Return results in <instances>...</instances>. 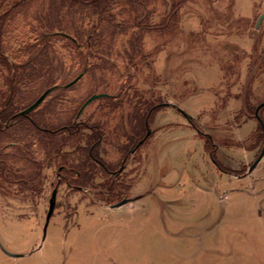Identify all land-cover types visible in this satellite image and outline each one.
<instances>
[{
    "label": "rangeland",
    "instance_id": "obj_1",
    "mask_svg": "<svg viewBox=\"0 0 264 264\" xmlns=\"http://www.w3.org/2000/svg\"><path fill=\"white\" fill-rule=\"evenodd\" d=\"M104 1L4 5L0 264H264V0Z\"/></svg>",
    "mask_w": 264,
    "mask_h": 264
},
{
    "label": "trees",
    "instance_id": "obj_2",
    "mask_svg": "<svg viewBox=\"0 0 264 264\" xmlns=\"http://www.w3.org/2000/svg\"><path fill=\"white\" fill-rule=\"evenodd\" d=\"M3 0H0V3L2 2ZM5 2H3L2 4H0V24L3 26L4 25V22L6 21V19L8 18V16H9V12L10 11H7V12H4V5H7L10 1H12V0H10L9 2H8V0H4ZM104 0H94V3L96 4V5H98V8H100V9H106L105 8V6L103 5L104 4ZM5 3V4H4ZM97 7V6H96ZM1 10H3V12H1ZM11 10H13V8H11ZM1 31V30H0ZM52 36H55L56 34L54 33H52L51 34ZM61 35H65L63 32H61ZM88 43V42H87ZM86 43V46L88 45ZM0 44H1V42H0ZM15 65V63L14 64H10V62L6 59V57L0 52V66L4 69L3 71L6 73V76H5V82H6V86H7V88H6V90H5V93H3L2 95H1V97H0V100L2 101V103H4V104H8L11 100H9L10 98H9V95L11 94V89H12V85L13 84H15L16 82H17V80H18V77H19V75H17V76H15V79L12 77V66H14ZM23 73V72H22ZM21 77H22V74L20 75ZM12 99V98H11ZM1 105L2 107H5V105ZM163 105H165V104H163ZM9 106V105H8ZM157 108H159V105L158 106H152V107H150L149 108V110L146 112L147 113V115H146V117H147V120L144 122L145 124H146V126H147V122H149V120L148 119H150V117H151V115L153 114L152 112H154ZM8 109V107L6 106V108H5V110L4 111H2V112H0V115H1V118H2V120L3 121H8V120H15L16 118H19L21 115L19 114V113H17L16 111H15V109L13 108L11 111L10 110H7ZM260 110H262V109H260ZM256 111V110H255ZM260 112V111H259ZM31 113V112H30ZM29 113V114H30ZM29 114H27V115H22V116H28ZM256 117V116H255ZM11 118V119H10ZM257 118V117H256ZM29 119V118H28ZM257 121H259V125L261 126V128H262V131L264 132V130H263V124H264V121H263V118L260 116V114H259V119L257 120ZM30 122L33 124V126L35 127V128H38L37 127V122H35V121H33V120H31L30 119ZM11 124V123H10ZM12 125V124H11ZM82 126H85V127H89V128H91V129H93V132H94V134L95 135H97V137H96V139H95V141L91 144V148H90V151H89V155H90V157L91 158H93V159H95L96 161H98V162H100L99 160H97V158H98V153H95V151H94V149L101 143V140H100V138H101V133H99L98 132V127L97 126H87V125H85V124H83V123H74L73 124V126L71 125V126H63V127H60V128H58L57 130H46L45 132H52V134H57V133H59L60 132V130L62 131V130H67V129H69V131H77L78 129H81L80 127H82ZM140 130V129H139ZM1 131H2V128H1ZM142 140H144V138H142L141 140H139L138 141V144H137V146L139 145V143L142 141ZM93 151V152H92ZM219 164V163H218ZM104 166V165H103ZM122 166H123V164H122ZM219 166L222 168V166L219 164ZM106 167V165L104 166V168ZM223 169V168H222ZM225 169H223V171H224ZM225 171H228V170H225Z\"/></svg>",
    "mask_w": 264,
    "mask_h": 264
},
{
    "label": "water",
    "instance_id": "obj_3",
    "mask_svg": "<svg viewBox=\"0 0 264 264\" xmlns=\"http://www.w3.org/2000/svg\"><path fill=\"white\" fill-rule=\"evenodd\" d=\"M264 16H262L260 18V20L263 19ZM260 20H258V25L260 24ZM82 77V75H80L79 77H76L74 81H72L70 84H68V86L76 83L80 78ZM50 89L47 90L45 93H43L33 104H31L27 109H25L23 112H21V115H27L29 114L30 112H32L33 110H35L39 104H41L45 98L47 97V95L50 93ZM102 96H106L105 94H100V95H93L91 96L86 102H84V105L83 107L81 108L80 112L81 113L83 111V109L92 101L102 97ZM261 107H264V102L262 104H260L257 109H256V113H255V116L259 119V110L261 109ZM263 130H264V124H263ZM151 131L148 130L147 132V135L146 137H148L150 135ZM146 137L144 138V140H142L138 146H140L145 140H146ZM264 145V144H263ZM262 157H264V147H263V150L260 154V156L258 157V159L256 160V162L254 163V165L252 166V169L255 168L257 166V164L262 160ZM57 189H54L53 190V193H52V196H51V200H50V205H49V210H48V213H47V217H46V224H45V227L43 228L45 233L47 232V229L48 226H49V222L51 220V217L55 211V207H56V198H57ZM129 202L128 199H123V200H120V202L116 203L113 207H120L122 205H124L125 203L127 204ZM15 257H17V255H13Z\"/></svg>",
    "mask_w": 264,
    "mask_h": 264
},
{
    "label": "crops",
    "instance_id": "obj_4",
    "mask_svg": "<svg viewBox=\"0 0 264 264\" xmlns=\"http://www.w3.org/2000/svg\"><path fill=\"white\" fill-rule=\"evenodd\" d=\"M129 202H130V201H129ZM129 202H128V203H129ZM131 202H132V201H131ZM125 205H126V203H125L124 205L120 206V207H123V206H125ZM113 206H114V205H113ZM113 206H111L110 209L113 210V209H118V208H120V207H113ZM12 257H14V258H19V257H22V256H21V255H17V257H15V256L12 255Z\"/></svg>",
    "mask_w": 264,
    "mask_h": 264
},
{
    "label": "flooded vegetation",
    "instance_id": "obj_5",
    "mask_svg": "<svg viewBox=\"0 0 264 264\" xmlns=\"http://www.w3.org/2000/svg\"><path fill=\"white\" fill-rule=\"evenodd\" d=\"M125 165H123L122 167H124Z\"/></svg>",
    "mask_w": 264,
    "mask_h": 264
}]
</instances>
